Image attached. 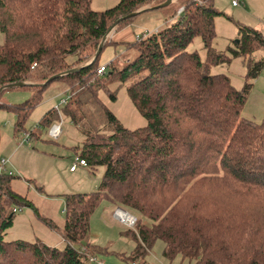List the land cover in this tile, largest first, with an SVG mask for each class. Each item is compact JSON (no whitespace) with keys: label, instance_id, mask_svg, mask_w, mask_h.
Masks as SVG:
<instances>
[{"label":"trees","instance_id":"1","mask_svg":"<svg viewBox=\"0 0 264 264\" xmlns=\"http://www.w3.org/2000/svg\"><path fill=\"white\" fill-rule=\"evenodd\" d=\"M165 1L119 0L95 11L92 0H0L5 33L0 88L24 83L4 89L0 100L10 89L30 92L20 104L0 101V110L13 112L15 131L31 139L38 130H28L27 119L45 89L63 81L67 102L48 110L37 126L50 129L62 109L85 135L80 153L85 166L92 172L105 166L94 191L66 194L64 226L42 218L60 232L66 245L59 248L39 239H6L16 212L32 206L13 188L16 176L8 162V171L0 175V264H92L89 256L102 248L85 239L91 215L105 199L115 210L123 208L137 217L125 231L136 241L125 258L128 264H147L143 260L158 240L165 243L163 254L169 260L180 256L194 264H264V119L258 123L241 115L252 81L264 68V58L253 56L264 47L262 32L239 25V40L229 46L234 57L247 60L241 89L229 76L211 71L231 61L214 47L216 19L223 14L214 0H174L153 9L166 15L165 27L122 42L127 48L123 55L130 50L135 55L121 66L117 58L110 61L107 79L97 73L100 55L108 44L120 42L106 40L96 60L87 64L119 18L144 10L122 20L117 30ZM196 37L203 41L205 59L188 50ZM113 81L129 82L128 94L146 126L125 127L99 97L107 89L116 99L108 90ZM90 106L104 114L107 131L87 123Z\"/></svg>","mask_w":264,"mask_h":264},{"label":"rangeland","instance_id":"2","mask_svg":"<svg viewBox=\"0 0 264 264\" xmlns=\"http://www.w3.org/2000/svg\"><path fill=\"white\" fill-rule=\"evenodd\" d=\"M237 1L238 5H233V0H214L215 7L223 12L216 19L214 47L230 56L231 61L212 66L211 71L229 76L232 85L241 89L246 81L247 60L242 56L234 57L229 46L235 47V41L239 40V25L255 28L264 35V0ZM118 2L119 0H92L91 7L95 11H103L114 7ZM166 18L164 13L157 10L141 14L134 21L137 26L136 32L141 34L145 30L161 29L167 23ZM117 28L118 26L114 27L110 32L112 39ZM4 41L5 33L0 28V45ZM126 49L122 43L108 44L100 55L99 63L107 66L110 61L117 58V63L121 66L124 60L135 55V50L123 55ZM188 50L198 51L205 59L206 50L200 37L194 38ZM253 56L257 61L263 59L264 47L257 49ZM107 78L108 74L104 79ZM252 82L253 86L241 115L261 123L264 119V68ZM128 85L129 82L113 81L109 84L108 90L116 93V99L113 100L109 96L107 89H101L99 97L125 127L129 129L144 127L147 125V119L131 100L127 91ZM68 95L67 84L60 80L54 81L45 89L42 101L26 121L25 127L28 130H38L37 135L28 140L24 131H15L16 115L5 109L0 110V158L8 159L9 166L15 173L13 188L26 196L32 204L25 205L16 212L14 225L7 231V240L39 239L48 245L64 248L66 243L60 232L45 223L42 218L52 220L58 227L64 226L66 194L92 192L101 182L105 166H98L92 172L88 166L78 165L75 172L70 171V167L80 159L85 135L68 114L61 109L60 120L57 123L61 124L63 132L57 139L50 136L48 127L37 126L45 113L58 106L62 99H67ZM29 96L30 92L26 90L10 89L3 93L0 101L20 104ZM90 108L92 114L90 110L91 116L87 123L95 129L107 131L108 123L104 114L94 106ZM114 210L110 200L100 202L91 215L90 231L85 241L102 248V252L97 253L96 258L104 264H128L125 258L134 250L136 241L125 233L130 226L117 220L114 217ZM164 248L165 243L158 240L143 261L147 264H194L193 261L182 259L180 256L174 260L167 259L163 254ZM92 256L94 255H90L89 258Z\"/></svg>","mask_w":264,"mask_h":264},{"label":"built area","instance_id":"3","mask_svg":"<svg viewBox=\"0 0 264 264\" xmlns=\"http://www.w3.org/2000/svg\"><path fill=\"white\" fill-rule=\"evenodd\" d=\"M197 2L201 3V0H196ZM233 5H238V1L237 0H233ZM183 10V8H181L179 10V13ZM151 31L146 30L142 35L145 36L148 33H150ZM112 36L108 35L107 39H110ZM137 38H140V36H137ZM106 71H107V66L106 65H101L98 70V76L99 78L104 79L105 75H106ZM68 100L67 99H62L60 103H66ZM63 129L61 127V124L56 123L54 125H52V127L49 129V134L52 138L57 139L60 137V135L62 134ZM27 140L29 139V135H27ZM8 162L9 160L6 158H0V175L6 171H8ZM78 162V163H77ZM78 165H86V162L83 159H78L72 166H71V170H75L77 168ZM11 173V171H10ZM114 217L119 220L120 222L128 225V226H134L136 223V216L131 214L129 211L123 209V208H117L114 211ZM90 263L92 264H104V262L97 260L96 256H92L89 258Z\"/></svg>","mask_w":264,"mask_h":264},{"label":"water","instance_id":"4","mask_svg":"<svg viewBox=\"0 0 264 264\" xmlns=\"http://www.w3.org/2000/svg\"><path fill=\"white\" fill-rule=\"evenodd\" d=\"M173 1H174V0H166L165 2H163V3L159 4V5H156V6L150 7L149 9L153 10V9H156V8H159V7H165V6L170 5ZM142 11H144V10H139V11L133 12V13L127 15V16H124V17L119 18V19L116 21L115 25H114V26L110 29V31L105 35V37L103 38V40H102V42H101V44H100V46H99V48H98V51L96 52V54L94 55V57H93V58H92L87 64H90V63L94 62V61L96 60V58L99 56V54L101 53V50H102V48H103V46H104V44H105V41L108 40L107 38H108L109 33L111 32V30H112L114 27H116V26H117L122 20L127 19V18L132 17V16H135V15H137L138 13H140V12H142ZM75 70H77V69H73V70H71V72H72V71H75ZM61 75H63V73L57 74V75H55V76L49 78L46 82L43 83V85H46L47 83L51 82L52 80H54L55 78H57V77H59V76H61ZM22 85H24L23 82L8 84V85H6V86L1 87V88H0V92H2V91H3L4 89H6V88L17 87V86H22Z\"/></svg>","mask_w":264,"mask_h":264},{"label":"crops","instance_id":"5","mask_svg":"<svg viewBox=\"0 0 264 264\" xmlns=\"http://www.w3.org/2000/svg\"><path fill=\"white\" fill-rule=\"evenodd\" d=\"M136 29H137V26H135L134 22L132 24L120 29V30L116 29L115 36H114L113 39H114V41L120 42V43H122V42H132V41L135 40V37L140 34V33L138 34L136 32ZM141 33H143V32H141ZM76 170L77 169L71 170V167H70V171L71 172H75Z\"/></svg>","mask_w":264,"mask_h":264}]
</instances>
